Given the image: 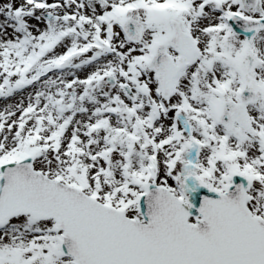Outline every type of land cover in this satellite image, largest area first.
<instances>
[{
    "label": "snow or ice",
    "instance_id": "1",
    "mask_svg": "<svg viewBox=\"0 0 264 264\" xmlns=\"http://www.w3.org/2000/svg\"><path fill=\"white\" fill-rule=\"evenodd\" d=\"M0 99V264H264V0H0Z\"/></svg>",
    "mask_w": 264,
    "mask_h": 264
},
{
    "label": "water",
    "instance_id": "2",
    "mask_svg": "<svg viewBox=\"0 0 264 264\" xmlns=\"http://www.w3.org/2000/svg\"><path fill=\"white\" fill-rule=\"evenodd\" d=\"M200 191H205V190L197 189L196 192L190 193V196H189L190 201L196 206H198V204H199V198L197 196V192H200ZM189 211L194 212L195 209L194 208L193 209H189Z\"/></svg>",
    "mask_w": 264,
    "mask_h": 264
},
{
    "label": "rangeland",
    "instance_id": "3",
    "mask_svg": "<svg viewBox=\"0 0 264 264\" xmlns=\"http://www.w3.org/2000/svg\"><path fill=\"white\" fill-rule=\"evenodd\" d=\"M3 104H4V101L0 99V106H2Z\"/></svg>",
    "mask_w": 264,
    "mask_h": 264
}]
</instances>
